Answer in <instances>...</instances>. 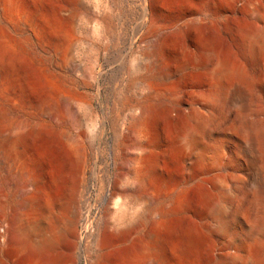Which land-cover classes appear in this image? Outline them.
I'll return each mask as SVG.
<instances>
[{"label":"rangeland","instance_id":"obj_1","mask_svg":"<svg viewBox=\"0 0 264 264\" xmlns=\"http://www.w3.org/2000/svg\"><path fill=\"white\" fill-rule=\"evenodd\" d=\"M39 1L0 0V50L19 63L18 78L0 72V151H6L5 138L14 137L12 126L23 123L44 126L17 143V151L41 155L37 172L44 179L71 169L76 147L83 152L76 264L96 257L109 193L116 182L127 184L118 168L128 153L140 151L132 133L137 106L155 89L162 92V108L138 139L146 151L155 152L161 170L156 179L168 187L169 197L181 190L192 197V188L203 183L222 198L231 193L254 200V192L242 187L251 172L243 154L247 140L239 128L242 117L232 101L234 78L220 83L216 133L208 142L213 168L191 180L175 156L171 128L173 116L186 109L200 89L187 64L204 38L229 51L243 70L251 85L249 117L258 124V113L264 114V53H245L239 28L254 9L264 26V0ZM152 49L155 58L149 56ZM152 63L155 76L146 78ZM46 107L49 116L44 115ZM239 117L234 129L232 120ZM0 255L5 264L19 262L8 258L7 248Z\"/></svg>","mask_w":264,"mask_h":264},{"label":"bare ground","instance_id":"obj_2","mask_svg":"<svg viewBox=\"0 0 264 264\" xmlns=\"http://www.w3.org/2000/svg\"><path fill=\"white\" fill-rule=\"evenodd\" d=\"M258 12H250L239 28L245 53H264V26ZM154 50L149 54L152 58L156 57ZM1 52L0 72L6 78H18L17 58ZM153 64L146 78L155 76ZM187 66L201 86L196 99L173 116L175 156L188 169L191 180L213 168L208 142L216 133V103L223 87L220 83L224 78H234L232 101L242 121L239 126L241 117L233 118V127L239 126L246 136L243 154L251 172L242 187L254 192V200L234 198L231 193L222 198L215 188H206L203 183L192 188V197L185 194L186 190L169 197L168 187L156 179L161 170L155 152L146 151L138 139L146 132L149 118L162 108V92L155 89L137 106L132 133L140 151L128 153L118 168L119 174L127 177V184L116 182L112 187L104 226L96 236V257L87 264H264V114L258 113L256 125L250 119V84L230 52L213 38L200 40ZM48 111L44 115L49 116ZM39 125H13L14 137L5 138L6 151H0V227L4 223L0 254L7 248L8 258L17 259V264H76V204L83 199L79 188L84 173L83 152L76 147L71 169L66 166L69 170L62 168V174L49 173L51 177L44 179L37 172L41 155L17 151L18 141L39 131ZM216 189L220 187L216 185ZM90 211L86 209V217ZM0 264H5L1 255Z\"/></svg>","mask_w":264,"mask_h":264}]
</instances>
